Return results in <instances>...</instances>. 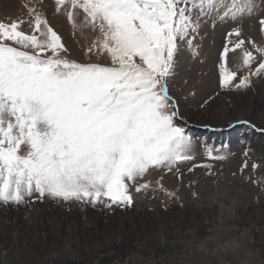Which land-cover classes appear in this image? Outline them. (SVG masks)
<instances>
[{"label": "snow or ice", "instance_id": "obj_1", "mask_svg": "<svg viewBox=\"0 0 264 264\" xmlns=\"http://www.w3.org/2000/svg\"><path fill=\"white\" fill-rule=\"evenodd\" d=\"M54 3L56 13L66 10L74 31L96 32L85 56L95 55L97 61L103 56L108 63H81L63 55L61 37L34 4L28 7L31 34L21 30L24 21L0 22V205L30 206L35 195L38 200L130 206V188L139 193L152 187L139 182L149 170H176L180 179L178 165L193 159L191 138L174 123L178 113L167 86L178 41L196 32L201 18L235 20L250 15L254 2ZM78 11L83 13L79 25ZM259 23L264 34V19ZM228 35L237 37L231 50H241L243 67L249 69L235 84L244 89L252 76L264 75V47L255 48L259 63L252 70L257 55L244 47L239 29ZM228 51L226 44L222 61ZM235 79V73L225 71L221 87ZM213 152L207 148V157L223 159ZM155 183L163 190L162 178Z\"/></svg>", "mask_w": 264, "mask_h": 264}, {"label": "rangeland", "instance_id": "obj_2", "mask_svg": "<svg viewBox=\"0 0 264 264\" xmlns=\"http://www.w3.org/2000/svg\"><path fill=\"white\" fill-rule=\"evenodd\" d=\"M253 2L250 15L224 21L203 17L196 32L178 41L168 93L176 103L174 123L193 143V159L178 165L180 179L176 170H149L139 182L152 187L139 193L130 188V206L38 200L35 195L30 206L0 205V264H264V75L252 76L247 88H235L249 69L243 67L241 50H231L237 37L228 35L243 23L244 47L254 55L255 48L264 47L259 23L264 0ZM33 4L61 37L63 55L81 63H108L103 56L99 61L85 56L96 32L74 31L66 10L55 12L54 0H0V22L24 21L21 30L31 34L28 7ZM82 19L78 11L76 23ZM258 63L257 55L252 70ZM225 71L236 79L221 87ZM243 99L241 135L226 142L219 138L225 130L216 127L234 114L227 104L238 106ZM207 148L223 159L208 158ZM161 178L163 190L155 183Z\"/></svg>", "mask_w": 264, "mask_h": 264}, {"label": "bare ground", "instance_id": "obj_3", "mask_svg": "<svg viewBox=\"0 0 264 264\" xmlns=\"http://www.w3.org/2000/svg\"><path fill=\"white\" fill-rule=\"evenodd\" d=\"M239 26V30L240 31H243L244 30V24L243 23H240L238 24ZM179 55V54H178ZM177 70V69H176ZM202 72V71H200ZM252 98V97H251ZM231 100V99H230ZM252 100H250L249 102V105L251 104ZM228 106H230L231 108L234 109L233 111V116L227 120H224L222 123L218 124L217 126L220 128L218 129L216 127V131H221L223 128L225 131L224 133H221L219 135V138L225 140L226 142H229V143H232V141L236 142L237 138L240 137L241 135V130H239V128L237 126H239V124H242L243 123V120H244V99L240 101V103L238 104V106L236 105H233L232 104H227ZM248 110H251V106H249ZM216 112V111H215ZM231 112V111H230ZM234 116H237V117H234ZM231 119V120H230ZM228 122V123H227ZM227 123V124H226ZM217 124V123H216ZM226 124V125H225ZM224 125V126H223ZM244 129V128H243ZM255 140V139H254ZM264 141V139H263ZM264 142H262V144L260 145H264L263 144ZM256 147V146H255ZM263 149V147H262ZM261 149V150H262ZM259 150V149H258ZM264 157V156H263ZM228 174V173H227ZM233 180V178H232ZM231 181V180H230ZM230 183V182H229ZM220 184V183H219ZM214 187V186H213ZM218 189V188H217ZM218 195V194H217ZM140 200V198H139ZM142 201V200H140ZM139 201V202H140ZM142 202H140L139 204H141ZM139 206V205H138ZM194 206V205H193ZM213 208V207H212ZM204 210V209H203ZM212 211V210H210ZM220 211V210H219ZM218 212V211H217ZM226 212V211H224ZM190 213V212H189ZM199 213V212H198ZM204 213V212H203ZM219 213V212H218ZM227 213V212H226ZM216 214V213H215ZM228 214V213H227ZM205 215V214H204ZM218 215V214H217ZM225 216V215H224ZM216 217V215H215ZM217 218V217H216ZM222 222V221H221Z\"/></svg>", "mask_w": 264, "mask_h": 264}]
</instances>
